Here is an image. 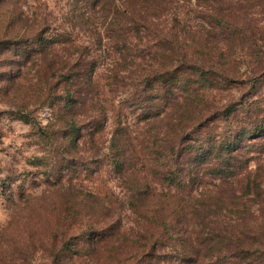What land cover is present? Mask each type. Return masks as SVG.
Masks as SVG:
<instances>
[{"label": "rangeland", "instance_id": "obj_1", "mask_svg": "<svg viewBox=\"0 0 264 264\" xmlns=\"http://www.w3.org/2000/svg\"><path fill=\"white\" fill-rule=\"evenodd\" d=\"M0 264H264V0H0Z\"/></svg>", "mask_w": 264, "mask_h": 264}, {"label": "trees", "instance_id": "obj_2", "mask_svg": "<svg viewBox=\"0 0 264 264\" xmlns=\"http://www.w3.org/2000/svg\"><path fill=\"white\" fill-rule=\"evenodd\" d=\"M181 66L177 70L173 71H167L164 72L162 75L158 74L153 79H146V84L149 88H153L152 90H155L156 84H159L160 87L158 88V92L161 95V99L164 101L165 106L171 101V99L178 97L179 94L178 91H183L184 94H187L188 97L190 94V88L192 85H200L202 87L206 86H214L215 84H218V80H210L209 78V71L206 69L194 65L190 61L186 59V57H181ZM188 73V74H187ZM94 76L90 78V82L86 83L87 85L93 84ZM183 94V95H184ZM217 150L215 147V144H212L211 141L207 140L203 144L201 143V146L196 148L194 151L189 152L185 156V162L186 158L188 157L190 160H192L196 155L201 154L200 158H208L209 156H212L211 151ZM230 149V146H227L225 144L222 145V149L225 150ZM203 150V151H202ZM174 151V150H173ZM202 151V152H200ZM194 157H191V156ZM183 160L182 152H177L176 155H174L170 160L167 161L166 165H177ZM217 175L223 176L225 174H230L231 172L225 171L220 166H217V169L215 170ZM70 242L65 243V247L69 246ZM65 249V248H64Z\"/></svg>", "mask_w": 264, "mask_h": 264}]
</instances>
